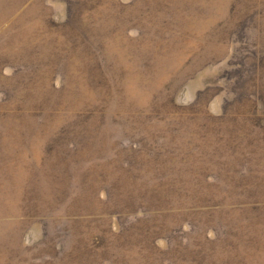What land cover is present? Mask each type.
Returning <instances> with one entry per match:
<instances>
[{
	"label": "rangeland",
	"instance_id": "rangeland-1",
	"mask_svg": "<svg viewBox=\"0 0 264 264\" xmlns=\"http://www.w3.org/2000/svg\"><path fill=\"white\" fill-rule=\"evenodd\" d=\"M0 264H264V0H0Z\"/></svg>",
	"mask_w": 264,
	"mask_h": 264
}]
</instances>
